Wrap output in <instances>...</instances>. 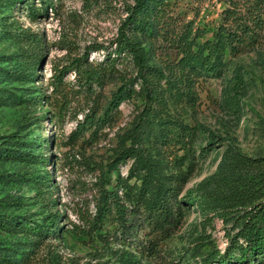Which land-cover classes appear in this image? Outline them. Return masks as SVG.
<instances>
[{"label":"rangeland","instance_id":"obj_1","mask_svg":"<svg viewBox=\"0 0 264 264\" xmlns=\"http://www.w3.org/2000/svg\"><path fill=\"white\" fill-rule=\"evenodd\" d=\"M28 1L42 10L31 15L25 0H0V69L8 72V76L0 74V87L16 97L0 103V142L12 138L19 141L11 146L22 145L21 149L11 147L7 156L0 155V173L5 175L0 176V218L6 223L0 225V257H9L12 264H121L118 257L127 251L136 256L133 264H195L194 246L206 243L204 239L223 249L227 233L235 229L217 216H205L195 203L183 207L179 222L164 238L144 224L141 214L131 220L127 202L124 226L112 206L102 226L92 234L72 229L74 222L85 225L83 218H90L95 211L100 165L108 190L118 174L127 175L131 158L112 169L110 162L120 147V135L130 126L137 105L142 104L127 97L114 108L113 93L122 82L120 71L93 91L80 88L69 71L64 77L71 87L67 89L68 102L56 114L50 75L53 67L67 65L86 50L90 61L100 60L114 46H109L110 41L125 15V2L131 0ZM168 1L173 15L194 18L195 23L208 28L224 5L223 0ZM26 32L38 35L40 48L23 36ZM34 58H38L37 67L31 75L24 80L10 78L13 69L28 66ZM237 70L244 83L236 104L225 95ZM197 91L192 107L172 112L199 127L194 143L196 166L181 194L215 170L230 144L250 155L264 153V39L237 55L226 54L223 73L201 75ZM85 113L94 116L90 120ZM42 179L52 187L54 203L39 189ZM56 209L61 214L60 234H46L40 224ZM147 238L159 240L157 248H143Z\"/></svg>","mask_w":264,"mask_h":264},{"label":"trees","instance_id":"obj_2","mask_svg":"<svg viewBox=\"0 0 264 264\" xmlns=\"http://www.w3.org/2000/svg\"><path fill=\"white\" fill-rule=\"evenodd\" d=\"M223 2L211 29L195 23L194 18L173 15L168 0L125 2V15L109 45L114 46L100 60L90 61L86 50L67 65L53 67L50 87L56 114L68 102L67 89L71 87L64 77L69 71L73 72L77 85L86 91L102 86L106 78L120 71L118 77L122 82L113 93L114 108L127 97L136 98L142 104L137 105L130 126L120 135V147L110 162L112 169L120 161L131 158L127 175L118 174L113 188L108 190L104 187L103 165L99 166L95 211L90 218H83L85 225L73 223L72 229L77 233L90 235L99 229L112 206L116 219L124 226L123 210L127 202L131 220L141 214L144 224L164 238L179 222L183 207L195 203L205 216L210 219L217 216L235 229L234 233H227L228 242L223 249L209 244V239L203 240L208 243L205 248L206 243L195 245L198 258L195 264H264V153L250 155L230 144L223 150L215 170L181 194L183 184L196 166L194 143L199 127L172 112L194 105L198 99L199 77L220 76L226 54L237 55L264 39V0ZM25 3L31 15L42 10L34 2L25 0ZM42 8L46 9L47 5ZM208 30L211 32L206 35ZM23 36L40 48L38 35L26 32ZM37 61L34 58L28 66L13 69L10 78L26 79L36 69ZM129 72L132 73L127 76ZM0 74L8 76L1 69ZM234 77L225 96L237 104L244 80L238 70ZM15 98L6 87H0V103L12 102ZM87 116L91 120L94 115L85 113ZM15 140L18 139L2 140L0 155L11 154ZM21 147L19 144L14 148ZM39 156L45 160L42 154ZM0 176L5 177L3 173ZM40 185L39 189L54 203L52 187L46 179L40 180ZM60 215L58 209L49 211L40 229L46 234L59 235ZM5 224L0 218V225ZM146 241L142 243L143 248L155 249L159 243L152 238ZM118 258L121 264H133L136 256L125 251ZM11 260L2 255L0 264H12Z\"/></svg>","mask_w":264,"mask_h":264}]
</instances>
